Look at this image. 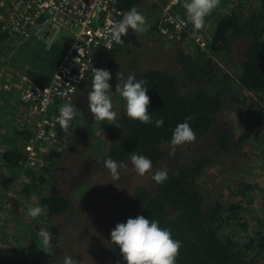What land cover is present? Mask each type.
Returning <instances> with one entry per match:
<instances>
[{"label": "trees", "instance_id": "1", "mask_svg": "<svg viewBox=\"0 0 264 264\" xmlns=\"http://www.w3.org/2000/svg\"><path fill=\"white\" fill-rule=\"evenodd\" d=\"M145 1L148 0H118L117 6L119 14L132 7H135L137 11L141 9L147 22L152 19L155 23L150 28V32L156 33L154 36L156 41L153 39L150 50H147L149 56L145 62L146 68L134 74L138 80L147 81L146 86L149 88L150 96L149 111L152 114L153 123L143 124L128 118L124 101L120 95L118 96L117 117L112 121L111 126L112 144L105 150H101L100 167L94 170L97 171L99 168L103 175H107L101 176L102 179L109 176L115 177L116 182L124 179L123 186L129 185L128 189L131 192L121 193L120 188H116V196H118L116 205L119 209L106 222L109 231L104 238V244L98 243L95 239L96 233H92L95 226L90 223L95 222H88V207L84 204L85 201L72 202L75 200L54 190L58 183L61 166H63L61 158L65 144L62 142L61 145L58 142L52 144L53 147L50 146L52 149L49 153L42 160L40 159L41 163L32 166L26 158L24 148L34 134H28V130L23 132L20 125L12 128L15 131V138H9V141L4 138L3 132H0V138L8 144L0 153V212L5 206L4 213L7 216L16 214V211L24 212L26 219H32L33 223H45L48 226L69 221L70 228L58 236H54L53 230L48 229L52 233L51 243L45 248L48 252L51 251L49 264H63L66 257H71L73 264L85 262L126 264L119 247L111 243L110 232L116 224L124 223L128 218H135L137 215L159 221L161 227L172 232L174 239L182 242L176 264H258L251 252L252 248L250 250L246 248L254 244L253 248H258L259 252L264 251V225L259 221L254 222L257 230L247 238L246 242L249 244L247 247L239 241L235 232L240 230V227L245 230L247 226L245 220L241 225L239 222L245 218L247 205L259 197H264V187L260 183V186L246 183L248 177L240 173L239 176L229 180L230 182H226L228 186L224 189L229 200H223V197L219 202H206L207 195L202 182L207 178V176L204 177L205 172L215 163L214 156L195 155L190 160L187 157L174 170L165 166L164 159L166 158L165 150L171 147L172 134L179 123L187 120L196 133L195 141H197L211 134L218 123L220 114L226 112L223 102L224 90L219 87L223 80L229 82L230 90L233 89V84L221 66L223 75L219 77L220 70L209 62L211 55L227 67L236 65L235 68L240 73L237 81L243 93L257 95L259 102L249 101L248 97L243 95L241 102L243 113L240 122L242 127L231 131L226 130L227 127L224 128L223 133L218 134L216 140L211 142L209 153L226 156L236 148L259 140L264 127V107L260 105L261 102L264 103V0H257V8L249 9L245 14L242 9H239V13L230 12L219 16L210 38H206V41L203 39L207 44L204 50L197 45H189L191 36L188 30L192 31V25L179 40L173 41L161 36L158 31L162 3L165 0H149L152 2L145 7L146 9H142L141 6ZM175 12L181 13V17L186 15V10L181 11L179 6L175 8ZM152 15L155 18H151ZM19 39L15 33H10L4 26V22L0 20L1 68L4 67L1 58L5 61L12 59L16 64L22 65L15 64L18 67L16 71L21 73L25 69V64H22L21 60L27 56L25 62H38L39 69L49 68L51 72L57 69L63 54L55 53L56 44L47 52L41 42L34 38L16 46ZM32 40L40 44L33 48L30 45ZM123 40H127L126 36ZM14 46L18 47L16 53L14 52L16 55L10 53ZM194 48H196L195 51H193ZM235 52H239V55L235 56ZM108 54L112 52L100 55L93 68H99L101 60ZM92 75L93 69L85 82ZM191 85L194 88H190ZM246 101L251 102L252 105H248ZM161 118L164 120V125L156 127L154 121ZM64 130L62 127L59 128V136ZM58 139L60 141V138ZM192 143H188L189 147ZM58 145L60 147L57 150ZM132 152L152 160V173L166 169L167 180L162 184H156L152 179V173L140 176L131 164ZM251 156H259L260 161L264 163V151ZM108 158L124 165L119 169L118 176H113L105 167V160ZM259 170L264 172V166ZM5 174L10 176H4ZM133 174L135 177L130 183L127 180L130 176L133 177ZM9 178L13 179L11 183L17 182L14 186H19L20 196L26 198L25 200H20L21 198L16 195L12 197V190L10 193L5 190L3 184ZM26 180H28L27 185H25ZM22 184L25 186L22 187ZM130 184H132L131 187ZM53 186L54 189L50 190ZM205 186L207 190V183ZM25 201L33 204L30 207L41 206L44 212L35 219L31 218L27 215L29 206L22 204L23 202L25 204ZM18 204L22 207L17 206ZM92 207L98 210L104 208L99 203ZM61 215L65 219H59L56 222V218ZM8 224L7 219L6 225H0V238L3 235L6 236L8 244L12 246L9 251L0 250V261H2L0 264H48L43 254L31 257L39 254V249L43 250L40 242H35L39 241L38 233H28L29 243L23 242L24 246L29 247L26 250L25 247L20 246L19 242L23 237L13 234L11 238L7 236L10 231ZM41 227H38V230ZM228 228L231 231H225ZM12 233H15L14 229ZM87 233L91 236H87ZM33 242L35 243L31 245ZM17 245L24 260L21 259L22 257L12 258V253H16L13 248L18 247ZM5 247L7 248V245Z\"/></svg>", "mask_w": 264, "mask_h": 264}, {"label": "rangeland", "instance_id": "2", "mask_svg": "<svg viewBox=\"0 0 264 264\" xmlns=\"http://www.w3.org/2000/svg\"><path fill=\"white\" fill-rule=\"evenodd\" d=\"M1 1L2 0H0V2ZM148 1L144 2L143 6H141L142 9H146L145 7L148 6L150 2H152ZM180 1L181 3L179 5V9L183 11L185 10V8L183 7V3L185 2V0ZM257 6V0H219L218 6L205 18V25L202 29H195L186 13V15H184L186 18L184 16L183 17L189 24L188 28L191 27V25L193 27V32L191 30H188V33H190L191 36V43H189V45H195L192 38L193 36L198 35L205 41L206 38H210L212 30H214L216 20L219 18V16L225 13L238 12L239 9H242L243 14H245L246 11L248 12L249 9H255L257 8ZM140 10L141 9H139L138 11L142 13L143 11ZM151 18H155V16L152 15ZM147 23L150 25L148 31L135 34L134 32H132V30H129L126 36L127 40L124 41L123 44H116L115 48L110 51L112 52V54H108L106 58L101 60L99 69H106L110 71L112 75V79L109 81L112 89L110 90L109 94L112 98L113 109L116 112L117 106L119 105L117 104L118 96L120 95L116 87H122V85L130 75H134L135 73L140 71L142 72L144 71V67L146 68L145 62L147 60V56H149L147 50H150L151 43L154 42V36H156L155 32H150V28H152L155 24L154 21L151 19L150 22ZM69 43L70 40L67 42V45ZM38 44L40 43L35 40L30 41V45L33 48L38 46ZM16 46L20 45L16 43ZM16 46L13 47L10 53L16 55V49L18 48ZM65 49L66 48L62 41H57L55 53H63ZM195 49L196 48H194L193 51H195ZM234 55L238 56L239 52H235ZM25 57L23 58V60H21V63L25 64V69L21 72V74L28 80L26 85L31 84L40 87L48 85L51 81L54 70L56 69H54L52 72L49 70V68L46 69L42 66V68L39 69L38 62L26 63ZM236 60L240 62L238 59ZM1 61L4 67H0V74L3 75L7 81H14L19 73L16 71V69H18L17 66L22 65L16 64V62L12 59H7V61H5L4 58H1ZM164 62L166 63V61ZM209 62L212 66H216L220 70L218 71L220 78L223 75L221 69L222 67L223 71H226L229 79L232 81V90L229 89V82H226L225 80L222 81V84L219 87L224 90L223 102L226 106V108L224 109L226 112L220 114L218 123L214 126V130L212 131V133L208 136L202 137L200 140L194 141L192 143V146L189 147L188 143L177 146L174 155H170L171 147L166 149V158L164 159V164L171 170H174L177 165L187 157H189L190 160L191 158H194L195 155H202L206 157L214 156L215 163L210 167V169H208V171L205 172L204 177L207 176V178L203 180L202 184L204 185V191H206L207 195L206 202H219L223 197V200H229V197H226L227 193L224 189V187L228 186L226 182L239 176L240 173L248 177V181H246V183L258 185L260 183V185L264 187V172L259 170L263 168L264 163L260 161L259 156H251L257 155L259 151H264V127L259 140L257 142L251 141V145L247 144L244 147H240L238 149L236 148L226 156H217L209 153V146L211 145V142L216 140L218 134L223 133L224 128L227 127L226 130L229 129L231 131L233 129L236 130V128L242 127L240 125V122L242 121L241 114L243 113V108L241 105V102L243 101V95L247 96L249 101L259 102V99H257V95L253 93H243V90L237 81L240 73L238 72L239 70L235 68L236 65H230L231 68L227 67L223 65V63H220L218 58L212 57V55L211 57H209ZM92 76L85 82V84H83L81 88H79L70 102L76 106L77 111L75 119L71 122L70 127L68 129H65L59 136L60 141L58 139V144L61 145V142L65 144V149H63L62 151L63 156L61 158V160L63 161V166H61L60 169L56 188L54 189L53 186L52 189L50 187V190L54 189L55 192L61 193L64 196L70 197L75 200L72 202H77L79 200L85 201L84 204L88 207V222H95L90 223L94 224L95 226L92 229V233H96L95 239H97L98 243L104 244V238L105 236H107V233L109 231L108 224L106 222L108 219H110L111 216L113 217L119 209L118 205H116V203H118L116 188H120L121 193H128L130 189H128L129 185L127 184L123 186V183L125 182L124 179L117 182L114 181L115 177L112 176H109L106 179H102L101 176L106 177L107 175H103V172H100L99 168L97 171L94 170V168L98 167L100 164L101 150H105L110 146V144H112L110 139L113 137V131L111 130L112 121H95L93 114L88 108L87 96L91 91ZM190 88H194V86L191 85ZM189 90L190 89H188V91ZM21 98L22 91H15L13 93H4L0 91V132H3V136L7 141H9V138H15V131H13L12 128H16L18 125L22 126L23 130H21L23 132L28 130V134H35V124L38 121V116L29 115L28 111L24 110V107L21 104ZM249 101H246L247 104L252 105V103ZM260 105L264 107V103L261 102ZM61 106V104H58L55 108H53V110H51V113L59 114V109ZM60 145L57 146V150L59 149ZM7 146L8 144L6 143V141L0 138V153H2ZM52 147L45 148V150H39V158L42 160L45 155L49 153ZM129 171L132 173L131 170ZM6 175L7 174H5L4 176ZM259 175H261V177H259ZM9 176L7 175V177ZM134 177L135 175L133 174V177L130 176L127 181H130V183H132ZM12 180L13 179L9 178L3 184V187H5V190L9 191V193L12 190V197L16 195L21 198L20 200H25L26 198L20 196L19 186H14L15 183L17 185V182L11 183ZM27 181L28 180H26L25 182L26 184L24 183L25 185L28 184ZM8 182H10L11 184ZM205 183H207L208 186L207 190ZM82 184L85 185L82 186ZM25 185L22 184V187H24ZM131 186L132 184H130V187ZM96 203L103 205L105 211L104 208L98 210L92 207V205ZM22 204L29 207L33 205L30 201H25V204L24 202ZM17 206L21 205L18 204ZM4 207L5 206H3L2 208V212H0V225H6L8 219L9 224L7 226L8 228H10V231L8 232L9 235L7 236L11 238V234H13L23 237L19 242L20 246H23V248L25 247L26 250H28L29 247L24 246L23 242L24 244L26 241L27 243H29L28 239L30 238V233H38L41 229L46 231H48V229H52L53 235L58 236V234L62 232L65 233V231L70 228V225L68 224L69 221H67V223L62 221L60 223H56L59 219H65V217H63L62 215L56 218V224L48 226V224L45 223H33L32 219H26V214L24 212H18L16 210V214H9L7 216L4 213ZM246 208L247 211L245 210L244 213L245 218H243L242 221L239 222V225H241V223L243 224V221L245 220L247 226L245 227V230H242V227H240L241 229L236 231L240 233L236 234L235 232V235L239 238V241H241V243L247 247L249 245L248 242H246L247 238H249L257 230L254 222L257 223L259 221L260 224L264 225V197L257 198L253 203L247 205ZM71 219L73 218L71 217ZM40 226L42 227L38 230V227ZM13 229L15 230V233H12ZM223 231L224 230L222 229V232ZM225 231L229 232L231 231V229L228 228L225 229ZM87 236H91V234L89 235V233H87ZM35 242H40L43 250L39 249V254H34L31 257H38L43 254L49 264L51 260V251L48 252L45 249L46 246L43 245L40 237L39 241ZM35 242H33L31 245H33ZM5 245H7V248L5 247ZM11 246L12 245L8 244V238L3 235L0 238V250L6 249V251H9ZM17 246L18 247L13 248L16 250V253H12V258L22 257V252H19V245ZM253 247L254 244H251L246 249L250 250L252 248L251 252L257 259L258 264H264V251L259 252L258 248ZM6 251H3V253H6ZM21 259L24 260V256ZM84 264L94 263L85 262Z\"/></svg>", "mask_w": 264, "mask_h": 264}, {"label": "built area", "instance_id": "3", "mask_svg": "<svg viewBox=\"0 0 264 264\" xmlns=\"http://www.w3.org/2000/svg\"><path fill=\"white\" fill-rule=\"evenodd\" d=\"M180 3V0H165L161 8L158 32L173 41L179 40L189 26L187 21L175 12ZM117 4L118 0L0 2V20L10 33H15L20 38L18 45L34 38L40 41L48 52L62 37L71 38L68 49L48 85H26L28 80L22 74L16 81H7L0 74V91H22L21 104L24 110L28 111L29 115L39 117L35 124V134L24 148L30 165L41 163L39 150L50 148L58 142V131L61 127L57 120L59 114L51 113V110L58 104L71 102L98 57L115 48L116 43L111 40L109 29L119 20ZM192 38L200 49L206 48L207 44L201 37Z\"/></svg>", "mask_w": 264, "mask_h": 264}, {"label": "clouds", "instance_id": "4", "mask_svg": "<svg viewBox=\"0 0 264 264\" xmlns=\"http://www.w3.org/2000/svg\"><path fill=\"white\" fill-rule=\"evenodd\" d=\"M219 0H185L183 7L195 29H202L205 18L218 6ZM121 18L114 22L109 31L113 42L120 45L124 43L123 37L129 30L135 34L148 31L150 25L146 17L135 7L119 14ZM112 79L110 71L93 68L91 91L88 93V108L93 114L95 121H114L117 112L113 109L112 98L109 94L112 89L109 81ZM146 80H138L130 75L124 84L117 86L120 96L124 101L126 115L132 120L143 124L153 123V117L149 111L150 96ZM77 108L72 103H65L59 109L58 123L63 129H68L75 119ZM156 127H162L164 120L156 119ZM196 140V133L189 122L185 120L179 123L172 134L170 141V155L175 154L177 146L192 143ZM131 164L140 175L152 173V160L136 152L131 153ZM105 167L113 176H118L119 169L124 165L108 158ZM168 178L166 169L152 173V179L156 184H162ZM44 212L41 206L29 207L28 216L35 219ZM43 245L51 243L52 233L41 229L38 232ZM111 243L119 247L126 264H176L179 250L182 247L180 240L174 239L172 232L160 226L159 221L137 215L128 218L124 223H118L110 232ZM63 264H73L71 257H66Z\"/></svg>", "mask_w": 264, "mask_h": 264}, {"label": "crops", "instance_id": "5", "mask_svg": "<svg viewBox=\"0 0 264 264\" xmlns=\"http://www.w3.org/2000/svg\"><path fill=\"white\" fill-rule=\"evenodd\" d=\"M64 38V39H63ZM61 39H63V40H61ZM60 39V41H62V43L64 44V46H65V51L62 53L63 55L65 54V52L67 51V49H68V46H69V44L67 45V42L69 41V40H71V38H70V36H67V37H62ZM59 41V40H58ZM57 44V43H56ZM59 54V53H58ZM50 74V73H49ZM21 75V73H18V75H17V78L14 80V81H16L17 79H18V77Z\"/></svg>", "mask_w": 264, "mask_h": 264}]
</instances>
